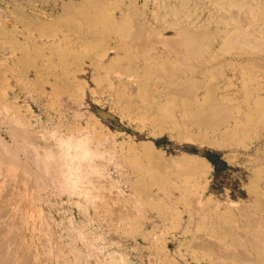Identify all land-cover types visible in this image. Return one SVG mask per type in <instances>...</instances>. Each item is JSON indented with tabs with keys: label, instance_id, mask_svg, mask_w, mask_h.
<instances>
[{
	"label": "rangeland",
	"instance_id": "374dc122",
	"mask_svg": "<svg viewBox=\"0 0 264 264\" xmlns=\"http://www.w3.org/2000/svg\"><path fill=\"white\" fill-rule=\"evenodd\" d=\"M68 1L0 0V31L13 30L14 38L20 42L22 38L28 36L32 40L30 44L50 43V38L41 36L32 28L34 27L31 25L34 24L33 16L37 14L41 22L47 24L55 22L62 16ZM70 1L75 4L78 2ZM233 1L237 6L255 5V0ZM123 2L125 5L135 4L134 18L137 19L135 23L140 30L144 31H140L142 37L138 36L141 39L132 38L133 33L130 36L129 42H134L136 48L140 47V44L143 47L147 44L144 42L150 40L148 31L151 30L153 32L151 34L157 39L166 35L169 27L172 28L183 21L181 11L179 14L171 15L161 8L158 11V17L164 18L163 22L154 19V14L161 4L165 3L167 6L174 7L178 5L177 0H123ZM198 4L200 6L198 8L192 2L188 4L189 11L185 10V13L189 12L188 22L202 21L207 17V9L213 11L212 15H215L212 2L205 0ZM255 12L256 10L253 11L252 17ZM23 20L29 21L28 27ZM256 24L259 27L264 26L262 21L257 20ZM215 29L214 24H210L207 28L212 39H215ZM62 33L54 36L61 38ZM10 35H12L11 32ZM112 43L111 39L106 44L107 48H113ZM225 54L220 55L221 60H229V57L235 55L232 51ZM42 55L45 59L50 58L49 60L53 63L57 62V58L50 56L47 50H44ZM18 57V52L12 50L8 43L2 42L0 32V73L3 74L0 78H5L4 86L0 82V95L7 99L5 102L10 106L15 98L14 106L21 112V116L13 119L8 125H6L7 114L0 113L2 119L5 116V121L0 117L2 121L0 122L4 125V127L0 126V145H3L0 146V153L1 151L3 153L0 156L2 155L1 159H6L5 162L0 159V227L14 230L13 234H16L17 240L13 245L8 246V250L11 248V251L9 250L11 253L16 252L14 244L20 248H18L19 251L17 250L15 264L23 260H27L29 264H209L212 257L203 251H198L195 247L197 244H203L202 239L205 237H208L207 239L211 237L209 240L211 245L214 244L213 246L220 250L222 243H219L216 234H221L224 230V232L231 231L236 236L237 246H239L230 252L220 250L221 254H227L226 263L257 264L252 253L248 251L247 243L264 242V235H262L264 231H261L264 229V211H261L264 206L257 208L253 204L249 183L251 181L257 183L259 196L264 203V124L239 131L238 138H242L240 140L243 141L236 144L237 146L230 147L220 135L213 132L214 135L212 131L210 133V130L206 129L203 130V135L207 136L204 135L209 143L200 145L188 140V137L180 138L177 132L170 131L165 126L157 125L156 127L133 112L125 113L120 108L109 106L108 98L101 94L96 84L91 81L89 68L86 65L83 67L84 76L80 74L78 78H85L89 86H83L79 98L62 95L58 98L59 101L57 99L55 103L47 104L42 96L34 94L31 89L24 91L17 88L21 82L33 83L40 74L34 69L28 71L19 66ZM205 59V55H200L198 59L189 60L190 62H187V59L179 62V65L173 69L172 76L175 77H172L173 79L165 72L158 73L157 78L152 82V87L163 91L170 89L169 92H171L175 86L180 88L182 82L186 89L189 88L188 80L185 84L186 79L181 80L180 75L198 66V63ZM42 60L45 61L38 58L36 63L39 65L43 62ZM126 66L129 65L122 63L117 67L118 69L116 68L118 71L113 70L112 79L121 78L127 81V76L120 75L127 68ZM256 71L259 74L258 70L254 73ZM174 72H176L175 75ZM222 73L224 78L221 76L211 79L208 84L216 90V93L230 95L236 90L239 82L227 75V71L223 70ZM56 74H59L58 71ZM259 79L257 82L261 86L260 95L264 98V79ZM229 82L233 84L231 88L233 90L229 89L225 92V86ZM184 85L181 86L184 87ZM188 90L192 91L186 93ZM196 92L197 88H189L183 97L187 100V94L193 96ZM228 115V122H232L236 112L231 111ZM218 123L219 126H224L226 119L221 118ZM185 130H183L184 135L195 133L193 131L189 133L188 129L186 133ZM210 143L211 145H208ZM129 145L138 147L137 155L127 154L126 146ZM143 146L145 150H148V147L152 148L154 155L150 156L143 151ZM11 153L12 159L9 158ZM198 162L205 163V168L199 167ZM7 163H10L11 167ZM15 163L20 165L16 167ZM159 164L163 166L160 167ZM18 170L21 171L18 172ZM22 171H27L26 174L29 173V176L21 178L20 173L24 174ZM155 172L156 174H153ZM185 184L191 190L186 198L200 202L209 197L213 205L211 209L200 207L199 202L196 205L198 207L195 206V208L190 209L189 206H185L181 202V197L184 196L181 191ZM136 185L160 198H165L166 205L151 208L139 204L134 191ZM207 185L209 188L205 194ZM224 207L230 211L226 219H224ZM213 210L222 217L221 220H217L218 223L209 215L213 213ZM246 217H250V221L256 227L258 226V231L261 228L260 235L263 237H257L247 230ZM260 217H263V221ZM200 223L204 225L203 230L196 231ZM184 225L188 226L186 228L189 230L185 241V238L180 235ZM212 230L215 231L214 234H211ZM190 238L193 241L189 244ZM257 238H261L259 242ZM230 241L231 238L228 237L226 242ZM240 248L244 250V256L242 252H239ZM231 252L234 255H230ZM241 257L243 260L247 257L252 261H242Z\"/></svg>",
	"mask_w": 264,
	"mask_h": 264
},
{
	"label": "bare ground",
	"instance_id": "6f19581e",
	"mask_svg": "<svg viewBox=\"0 0 264 264\" xmlns=\"http://www.w3.org/2000/svg\"><path fill=\"white\" fill-rule=\"evenodd\" d=\"M177 1H178V5L174 7L167 6L165 3L161 4V6L154 14L155 17L154 19H156V21L163 22L164 18L158 17V11L161 8L165 10L166 13L171 15L174 14L176 15V13L179 14V12L181 11L182 13L180 14L182 15L181 17L183 19L182 23L176 26L172 24L175 28L172 26H171L172 28L170 27L169 29L167 28L168 31H166V35L159 37L157 39L151 34L153 33L151 32V30L148 31L150 40L146 39L148 42H144V43L147 44L143 45V47L142 44H140V47L137 45L138 48L135 47L136 45H134L135 44L134 42L133 43H131V41L129 42L132 33H133L132 38L133 37L136 38L138 36H141L140 31L142 30V29L140 30L136 25L137 23H135L137 21V19L134 18L136 15L135 4L132 3L130 5H125L123 0H115V1L76 0L75 1L77 2L76 4L69 0L64 8L62 16L59 19H57L55 22H51L50 24L41 22L39 16H37V14L36 16L34 15L33 16L34 24L33 23L31 24L34 27L32 28L36 32H38L41 36L50 38L51 39L50 43L30 44L32 40L28 36L22 38V42H20L19 40H16L14 38L13 30H10V32L12 33V35H10L9 30L2 29L0 31L2 42L8 43L11 46L12 50H15L16 52L19 53L17 64L28 71L34 69L35 71L40 73L38 78L33 83L28 84L27 82L25 83L21 82V84H18L19 86L17 85V88H20L21 90L24 91L31 89L34 92V94L37 93L38 95L42 96L43 99L47 102V104L50 102L55 103L54 101H56L62 95H67L77 99L82 93L83 86L88 85L86 84V82L88 81H86L85 78L82 79L78 78L80 74H82V77L84 76L85 71L83 70L84 69L83 67L84 65H86L89 68L88 73L90 75L91 81L96 84L99 92L101 94H104L108 98L107 100L109 102V106L113 108L115 107L120 108V110L125 113L133 112L136 116H139V118H141L142 120H147L149 123L154 124V126L156 125V127L157 125L162 127L165 126L170 131L177 132L180 138L183 139L184 137L185 138L188 137L189 138L188 140L194 143H200V145L209 143V141L207 142V139L204 137L205 134L203 135V130L206 129L210 130L209 131L210 133L212 131V133L214 132L215 134L220 135V137H222L223 140L229 144L228 147L234 146L236 144L238 145V143H241V141H243L240 140L242 138H238L239 131L260 124H264V98L260 95L261 86L257 82V79L259 78L264 79V26L259 27L256 24L257 20L264 22V0H255L254 1L255 5L251 6L250 4L249 7L246 5L242 6V4H240L241 6H237V4L233 0H206L212 2L215 8L214 9L215 15H212V13H214L213 11L207 9V17H205L202 21H189V22L187 20L189 18L188 9L190 8L188 7V4L192 2L193 4H195V7L198 8L200 7L198 2L205 0H177ZM185 10L188 11H186L185 13ZM233 10L235 11L233 12ZM254 10H256V12L254 14V17H252ZM52 19L54 18L52 17ZM23 22L26 23L27 27L29 26L28 25L29 21L23 20ZM210 24H214V26L216 27V29L214 30L215 39L214 38L212 39V37H210L209 32L207 31V28L210 26ZM219 26H223V28H219ZM57 33H62L61 38L54 36ZM53 36L54 38H51ZM111 39L113 42L112 43L113 48H107L106 44H108L111 41ZM44 50H47L48 53H50V56L56 57L57 62L53 63L52 60H49L50 58H46V59L43 58L42 52ZM229 51H232L235 55L229 57V60H221L220 55L221 54L226 55L225 53ZM200 55L203 56L205 55L206 59L198 63L199 64L198 66L188 69L187 73H184L182 75L178 73L180 75L181 80H183L184 78L186 79L184 80L186 81L185 84L187 83L188 80L187 85L190 84L188 85L190 89L192 88L194 89V87L197 88V92L194 93V95L192 94L193 96L187 94L188 95L187 100L184 99L183 96H185L186 93H189L192 90L190 91L188 90L185 93V91L189 88L186 89L184 83H182L178 79L177 80L181 82L180 84L182 86L184 85V87H182L179 84L180 88H178L179 86L178 87L175 86L174 90L171 92H169L170 89L168 91L167 90L163 91L152 87V82L154 79L157 78L158 73L163 74L162 72H165L171 75L172 78L173 77L172 74L174 71L173 69L179 65V62L181 63V61L185 59L188 60L187 62H190L189 60H193L196 58L198 59ZM38 58L44 59L45 61L42 60L43 62L38 65L36 63V59ZM138 59L142 61H137ZM122 63L125 64L127 63L129 65L128 67L126 66L127 67L126 69L123 68L124 69L123 72L120 73V75L127 76L128 80L123 81L121 78H116L115 80L112 79L111 75L113 73V70L115 71V69L118 66H120ZM185 63L186 62H184V64ZM189 65L188 67H190ZM186 67L184 68L182 66V68L184 69H187ZM223 70L227 71L228 72L227 75H229L233 80L235 79L239 82V85L236 86V90L233 91V93H231L230 91L231 93L230 95H227L225 93L224 94L216 93V90L212 88V86L211 87L209 86L210 84L209 82L211 81V79H215L217 77L220 78L221 76H223L222 78H224V75L222 73ZM255 70H258L259 74L257 73V71L256 73H254ZM57 71L59 74H56ZM175 73L176 72H174V75ZM161 74H159V76H161ZM0 75L3 76L2 73H0ZM177 80L175 81L178 82ZM0 82L2 86H4L5 78L1 77ZM232 87L233 84L231 82L227 83L225 86V90H226L225 92H227ZM88 89L90 88L88 87ZM6 100L7 99H5L3 95L2 96L0 95V113L4 115L7 114L8 119L6 125H8L13 119L19 118L21 116L20 114L21 112L17 110V107L15 108L14 106V104H16L15 98L12 100L13 103H11V106L5 102ZM93 100L95 101V99ZM231 111L236 112V117L232 122H228L227 120L229 116L228 114ZM221 118L226 119V123L225 124L223 123L224 126H219L220 124L218 122ZM1 122H0V126L4 127V125H2ZM5 123L6 122H4V124ZM184 129L186 130L188 129L189 133L192 131L195 133L194 134L191 133L190 135H187L186 133L188 132L185 130L186 135H184L183 134ZM12 143H14V141ZM211 143L208 145H211ZM114 148L115 147L113 145V149ZM126 149L128 155L136 154L137 151L139 150L138 147L133 145L126 146ZM147 149L148 150H145V146H143V151L147 152L150 156H153L154 152L152 148L148 147ZM1 156L0 159L2 158ZM12 156L13 154L9 156V158L12 159ZM16 157L15 159H17ZM2 160L3 159H1V161ZM5 161L6 159L3 160L2 162ZM14 162L15 161L13 160V163ZM191 162L192 161H190V163ZM10 163L12 165V162ZM16 163L14 165H16ZM186 163L188 162L186 161ZM198 163H200L199 167H201L202 169L205 168L206 166L205 163L203 162H198ZM3 164L5 166V163ZM9 164L7 163L8 166H10ZM19 165L17 164L16 167ZM162 166L163 165H161L160 167ZM13 168L11 169L13 170ZM20 171L21 170H18V172ZM5 172L7 173V171ZM13 172L15 171L13 170ZM23 173L24 174L20 173L21 178H25V176H29L28 175L29 173L26 174L27 171ZM153 174H156V172ZM161 183L163 184V181H161ZM159 185L161 184L159 183ZM208 188H209L208 185L205 186V194ZM134 191L136 198L139 201V204L143 206H147V207L150 206L151 208H154L160 205L164 206L167 203L165 202V198H160L157 195L153 194L151 191H147V190L145 191V189H142L138 185L134 187ZM249 191L253 196V204L257 208H263L264 203L263 200H261V197L259 196L257 183L255 181H251L249 183ZM181 192H182V196L184 195L183 197H181V202H183L185 206L187 207L189 206L190 209L193 207L195 208V206L198 204L199 201L186 198L187 195L191 192L190 188L186 186V184L183 186V190ZM199 206L202 208L210 207L211 209L213 205L209 197H207L199 202ZM261 211H264V209H262ZM229 214H230L229 209L225 208L224 219H226ZM209 215L212 218V220H214L215 222H217V220H221L222 218L220 215L217 214L215 210H213V213ZM246 219L248 223L246 226L247 230L251 234L256 235L257 237L258 236L263 237L260 234L261 231H264V229L262 228L263 230H261L260 228L261 231L260 230L258 231L257 230L258 226L256 227V225H254L253 222L250 221L251 218L246 217ZM260 219L262 220L263 217H260ZM259 223L261 222L259 221ZM203 226L202 223H200L196 231H202ZM186 227L184 225V228L181 229L180 231L181 237L185 238L184 241L187 240L185 236H187L189 232V230ZM218 227H220V225ZM13 231L12 230L10 231V229H8L7 227L6 228L0 227V264H15V261L17 260L16 256H17V252L19 251L18 245L14 244L13 246L15 248L14 251L16 250L15 253L10 252L11 248H9L10 251L8 250V246H10V244L13 245V243H15V241L17 240L15 238L16 234L14 235ZM212 231L213 232L211 234H214L215 231L214 230ZM224 231L221 234L220 233L216 234L218 235L219 243H222L221 249L225 250L226 252L228 251L230 252L234 250L236 247L239 248V246H237L238 240L236 236L231 231L229 232H224ZM243 233H245V231ZM262 233H263L262 235H264V232ZM146 236H142V237H146ZM228 237L231 238L230 242H226ZM207 238L205 237L204 239H202L204 243L200 245L197 244L195 249H197L198 251L199 250L203 251L206 255L212 257L210 259L209 264H225L226 260H228L227 254L226 255L225 253L221 254L220 251L221 249L220 250L217 249L215 246H213L214 244L211 245L212 243L209 242L211 237H209L210 239ZM241 238H243V235L241 236ZM260 239L261 238H257L258 242ZM188 241L190 244V241L193 240L190 238L188 239ZM253 242L250 241L249 243H247L248 251H250V253H252V255L254 256L255 263L257 262V264H264V244H262L264 242L262 243L259 242L260 244ZM187 250H188V246H187ZM240 250L241 251L239 252H242L241 254L242 256H244L245 254L244 250H242V248H240ZM196 251L194 252V254L196 253ZM233 252L236 254L235 251ZM233 252H231L230 255L231 254L234 255ZM198 254H200V252ZM237 256L239 257V255ZM240 259L242 261L248 260L247 257H244V260L242 259V257ZM26 261L23 260L22 261L23 263L22 262L20 263L27 264L28 262ZM160 261L162 260L160 259ZM249 261H252V259L248 260V262ZM229 262L231 261L229 260Z\"/></svg>",
	"mask_w": 264,
	"mask_h": 264
}]
</instances>
